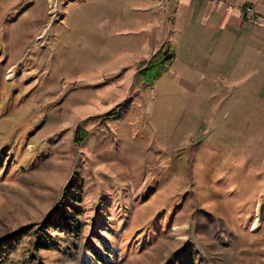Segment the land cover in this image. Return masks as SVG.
<instances>
[{"label":"rangeland","instance_id":"1","mask_svg":"<svg viewBox=\"0 0 264 264\" xmlns=\"http://www.w3.org/2000/svg\"><path fill=\"white\" fill-rule=\"evenodd\" d=\"M157 10L0 0V264H264V124L182 89L171 63L152 84L134 72ZM73 179L81 231L47 229L56 246L36 251Z\"/></svg>","mask_w":264,"mask_h":264},{"label":"crops","instance_id":"2","mask_svg":"<svg viewBox=\"0 0 264 264\" xmlns=\"http://www.w3.org/2000/svg\"><path fill=\"white\" fill-rule=\"evenodd\" d=\"M158 3L161 10L157 11L167 17L169 27L165 31L164 23L157 47L148 52L142 69L160 45L168 42L174 52L169 74L179 77L180 87L187 85L182 89L197 92L204 85L211 86L212 92L221 93L222 102H237L243 111L248 107V114L244 113L264 124V29L242 20L238 9L248 5L264 17V0H227L217 7L211 0ZM171 10L174 16H166Z\"/></svg>","mask_w":264,"mask_h":264},{"label":"trees","instance_id":"3","mask_svg":"<svg viewBox=\"0 0 264 264\" xmlns=\"http://www.w3.org/2000/svg\"><path fill=\"white\" fill-rule=\"evenodd\" d=\"M164 46H161L148 60L145 67L138 71V74L144 78L147 74H149V79L147 83L152 84L156 79H158L164 72L167 71L168 66L171 63V46H167L168 49L164 51ZM69 187H71L72 191H69ZM81 186L79 187V183L75 182V180H71L68 182L62 200H71L70 204L64 207L61 212L57 215V217L50 218L46 220L43 225L42 234L37 237L35 243V250H49L50 248L55 247V243L48 237H44L46 235V230L53 228L55 230H59L62 233L70 236H76L81 231V224L78 221V217L80 216L79 210L77 207H71L72 204L80 203V195L78 194L81 191ZM69 192V194H67ZM67 197V198H66ZM61 205L65 204V202H61ZM71 210V211H69ZM14 242L10 243L12 246ZM0 251V262L2 261V252L8 251V243L2 245ZM96 254V252H93ZM97 260L104 262L101 257L96 255Z\"/></svg>","mask_w":264,"mask_h":264},{"label":"built area","instance_id":"4","mask_svg":"<svg viewBox=\"0 0 264 264\" xmlns=\"http://www.w3.org/2000/svg\"><path fill=\"white\" fill-rule=\"evenodd\" d=\"M211 1H213L216 4L215 6L217 5L219 6L222 3L227 2V0H211ZM238 9L242 20L248 22L250 25L254 27H259L264 29V17L260 16L253 7L241 4L238 6Z\"/></svg>","mask_w":264,"mask_h":264}]
</instances>
